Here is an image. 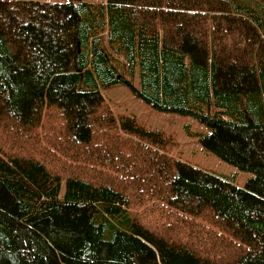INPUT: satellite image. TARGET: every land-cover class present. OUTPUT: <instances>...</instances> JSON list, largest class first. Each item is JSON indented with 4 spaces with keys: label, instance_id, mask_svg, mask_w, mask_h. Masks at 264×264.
<instances>
[{
    "label": "trees",
    "instance_id": "trees-1",
    "mask_svg": "<svg viewBox=\"0 0 264 264\" xmlns=\"http://www.w3.org/2000/svg\"><path fill=\"white\" fill-rule=\"evenodd\" d=\"M261 45L264 0H0V264H264ZM118 83L252 176L167 153Z\"/></svg>",
    "mask_w": 264,
    "mask_h": 264
},
{
    "label": "rangeland",
    "instance_id": "rangeland-1",
    "mask_svg": "<svg viewBox=\"0 0 264 264\" xmlns=\"http://www.w3.org/2000/svg\"><path fill=\"white\" fill-rule=\"evenodd\" d=\"M262 61H264V45L259 46L256 52L249 56L247 64L264 75V62ZM134 84L138 87L137 78ZM101 93L105 104L115 116L132 118L145 129L159 132V143L162 148L177 159L218 174L238 187H243L252 176L248 172L239 171L201 146L198 139L203 134H207L209 130L195 117L153 108L134 95L125 83L102 88Z\"/></svg>",
    "mask_w": 264,
    "mask_h": 264
}]
</instances>
